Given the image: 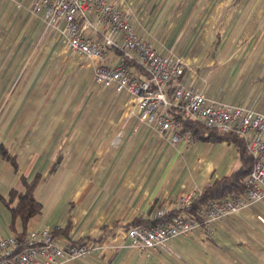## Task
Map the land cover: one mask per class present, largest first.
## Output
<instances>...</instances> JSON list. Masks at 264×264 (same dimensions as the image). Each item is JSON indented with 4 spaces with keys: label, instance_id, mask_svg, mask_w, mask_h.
<instances>
[{
    "label": "crops",
    "instance_id": "0c3cea01",
    "mask_svg": "<svg viewBox=\"0 0 264 264\" xmlns=\"http://www.w3.org/2000/svg\"><path fill=\"white\" fill-rule=\"evenodd\" d=\"M112 1L132 10L141 37L184 61L183 86L264 113V0ZM28 5L0 0V145L17 164L0 155V236L49 226L60 247L87 240L84 255L65 253L59 264H264V197L215 220L211 234L198 228L147 255L130 244L126 224L175 209L177 196L230 173L237 149L226 140L173 144L145 123L134 129L133 95L97 85L94 61L71 54L64 32ZM121 61L112 49L103 62ZM36 173L41 209L23 226L3 199Z\"/></svg>",
    "mask_w": 264,
    "mask_h": 264
},
{
    "label": "built area",
    "instance_id": "2783aa9c",
    "mask_svg": "<svg viewBox=\"0 0 264 264\" xmlns=\"http://www.w3.org/2000/svg\"><path fill=\"white\" fill-rule=\"evenodd\" d=\"M28 6L46 25L64 32L71 54L94 61L93 80L97 85L133 95L139 108L134 129L145 123L173 144L196 141L190 130L181 127L171 111L174 108L192 120L219 132L231 131L246 140L252 166L244 179L242 193L209 201L197 217L189 209L201 190H189L176 197L178 211L170 220L129 226L125 233L132 246L147 255L153 249H164L167 239L198 228L211 234L215 220L238 214L264 197V113L240 103L216 102L183 86L179 78L184 73V61L174 54H162L141 37L133 25L129 7H121L112 0H29ZM88 30L96 35L90 36ZM112 49L120 50L122 61L108 65L103 61ZM132 63L141 65L143 73H136ZM248 130H253V134L246 139ZM165 212L163 206H158L152 218L158 219ZM257 219L264 223V216L258 214ZM52 233L53 228L43 226L20 236L12 233L0 236V264H59L65 253L80 256L87 252V242L72 241L60 247Z\"/></svg>",
    "mask_w": 264,
    "mask_h": 264
},
{
    "label": "trees",
    "instance_id": "16d2710c",
    "mask_svg": "<svg viewBox=\"0 0 264 264\" xmlns=\"http://www.w3.org/2000/svg\"><path fill=\"white\" fill-rule=\"evenodd\" d=\"M132 65H134V71L136 73L139 68L143 72V68L141 65L136 63H132ZM171 111L179 121L181 127L183 129L190 130L195 138L204 140H226L233 143L237 149L240 159V164L237 168L226 175L214 179L203 189H201V191L194 197L191 202L189 211L193 216L198 217L199 210L203 208L209 201L219 200L227 197L230 194L242 193L244 191V179L252 166V157L247 150L246 140L244 139V137L237 135L231 131L219 132L216 128L208 127L199 121H195L187 116H184L181 112H177L176 110H174V108H171ZM0 155L7 158L13 164L15 169L17 168L14 155L9 153V151L3 145H0ZM40 179V173H36L30 179L22 176L21 180L24 186L23 190L17 191L11 189L8 194V198L3 199L4 202L9 206L12 217H19L23 226H25L26 222L41 209V203L35 197V188ZM14 201L15 203L13 204ZM11 202L12 204H10ZM177 211V209H169L164 213L162 217L158 219H134L131 223L126 224V229L129 226L135 224L150 225L157 222L170 220L171 216L177 213ZM23 234H25V231L23 233L15 235L20 236ZM86 241L87 240H83L81 238L74 242L82 243Z\"/></svg>",
    "mask_w": 264,
    "mask_h": 264
}]
</instances>
